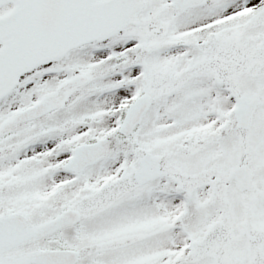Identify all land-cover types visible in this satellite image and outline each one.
<instances>
[{
  "label": "snow or ice",
  "instance_id": "obj_1",
  "mask_svg": "<svg viewBox=\"0 0 264 264\" xmlns=\"http://www.w3.org/2000/svg\"><path fill=\"white\" fill-rule=\"evenodd\" d=\"M0 264H264V0H0Z\"/></svg>",
  "mask_w": 264,
  "mask_h": 264
}]
</instances>
